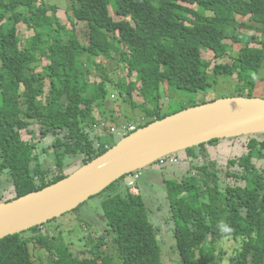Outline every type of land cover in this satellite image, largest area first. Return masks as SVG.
Masks as SVG:
<instances>
[{
	"label": "trees",
	"instance_id": "1",
	"mask_svg": "<svg viewBox=\"0 0 264 264\" xmlns=\"http://www.w3.org/2000/svg\"><path fill=\"white\" fill-rule=\"evenodd\" d=\"M58 1L65 6L70 28L50 0H0V203L67 177L71 169L113 147L111 139L127 124L141 128L217 100L211 89L220 76L237 73L251 84L237 93L246 91L252 97L264 64V0ZM110 9L122 20L115 21ZM77 22L87 27L85 43L76 36ZM22 27L33 32L24 43L19 36ZM205 50L215 59L232 51L237 56L231 65H215L210 77L209 63L202 59ZM96 58L125 63L127 78L112 83ZM42 60L47 63L39 66ZM93 70L98 72L92 74ZM92 75L100 82L89 97L85 91ZM169 89L211 98L173 111L165 100ZM135 93L142 102H135ZM113 104H128L131 116L125 114L123 124L116 121L117 127L94 122L97 109L112 112ZM137 109L141 114L134 117ZM24 130L27 141L21 139ZM33 136L51 141L53 164L43 154L48 150L36 151ZM247 138L246 150L230 157L222 169L210 165L216 164L212 151L194 152L193 147L186 150L187 169L164 179L158 199L172 220L181 264H219L216 244L225 249L221 264H253L255 240L264 223V166L255 162L264 161V140ZM118 181L98 195L105 230L97 245L111 238L122 264H162L160 226L153 220L149 199L136 185L120 187ZM44 229L43 224L0 240V264H34L30 243L54 253L52 264H104L100 254L79 259L61 235L49 237Z\"/></svg>",
	"mask_w": 264,
	"mask_h": 264
},
{
	"label": "rangeland",
	"instance_id": "2",
	"mask_svg": "<svg viewBox=\"0 0 264 264\" xmlns=\"http://www.w3.org/2000/svg\"><path fill=\"white\" fill-rule=\"evenodd\" d=\"M51 3H54L58 6L57 16L59 19L65 24L68 28L71 27L69 22V16L65 10V6L58 0H50ZM182 5L191 8L192 6L189 4ZM111 8V7H109ZM208 16H211L210 12L206 13ZM110 15L115 20H122L121 17L116 16L113 11L110 9ZM244 22H247L249 25H253L248 18L243 19ZM75 32L78 39L82 42H86V32L87 27L84 23L77 22L75 25ZM243 33L249 35H255L257 37L260 36V33L257 31H250L247 29H242ZM20 39L22 43H24L28 38L33 36V32L25 27L21 28L20 31ZM227 44H231L230 41H226ZM252 47L260 48V45L252 44ZM230 56H226L222 59H215L212 51L205 50L202 52V59L209 63V76L212 77V68L218 64H233L234 58L237 56V53L230 52ZM113 62H105L102 58H96V63L103 66V70L112 81V83H118L121 80L127 78L128 71L125 63H118L114 59ZM46 60H42L39 66H43L46 64ZM40 69V68H39ZM98 70V68H97ZM97 70H93L92 74L98 72ZM88 85L90 86L88 90L85 91V94L89 97L92 96L91 90H93L100 82L98 77L92 75L89 78ZM132 80V77H131ZM210 81L213 83V78H210ZM251 87L246 79H241L238 77V74L235 73L232 77L220 76L217 78L216 83L213 85L211 91L215 92V95L219 98H228L235 96H243L248 97L249 94L246 93H237L239 88H247ZM255 90L252 92V97L264 99V64L261 67L257 78L254 82ZM48 91V82H46L45 92ZM167 102H170L174 106L173 111H178V108L181 105L190 106L192 102L201 103L202 101H206L211 97H208L205 94H199L197 96H193L191 94H187L181 91H175L169 89L167 94ZM135 102H142L135 93L134 96ZM101 106V105H100ZM100 106H97L99 108ZM112 112L110 110H105L103 108L97 109L95 112V116L97 120L94 122H98L101 120L104 121V127L107 126H116V121L119 124L124 123V115L127 114L131 116V110L128 104L122 105L120 108L118 105H112ZM99 114L100 116H97ZM113 114L115 116L114 119H110L109 115ZM141 114V112L137 109L133 114L134 117H137ZM141 120V119H140ZM123 138V137H122ZM122 138L114 136L111 139V144L115 145ZM250 138V136H249ZM251 138H257L260 140H264V134H256L252 135ZM22 141L28 140V135L26 130L21 132ZM33 139L37 143L36 151L39 153L43 150H48V145L50 144L49 139H43L39 141L38 136H33ZM247 137H239L235 139H225V140H217L214 143V146H208V144L197 146L193 148L194 152H199L201 148H208L210 155H212L216 164L210 163V165H215L217 168H224L225 162L229 160L230 157L240 156L243 153L245 148V144L247 142ZM208 146V147H207ZM208 153V152H207ZM206 153V154H207ZM46 155L49 164L54 161V158L50 151H46L43 153ZM186 150L182 152H178L167 157H164L165 165H162L160 161H157L150 166L136 171V173H141L139 179L136 181V189L147 197L150 202L149 208L152 213L155 212L153 216V220L156 225H159V241L162 246V254L161 261L162 264H181V260L179 258L178 252L175 247V240L173 237V225L172 220L169 218L170 215L166 210V207L162 204V202L158 199V195L164 192V179L169 178L172 172L182 173L187 169L188 163L186 157ZM208 155V154H207ZM189 159V158H188ZM171 160L175 161L172 165ZM176 160L178 163L176 164ZM212 160V159H211ZM163 161V162H164ZM259 166H264V161H255ZM53 164V163H52ZM76 168L70 170V173L75 171ZM77 170V169H76ZM72 172V173H73ZM133 173L123 176L117 183L118 186H125L127 188V181L131 177ZM7 193H10L8 191ZM13 196H8V198H12ZM5 199V200H6ZM102 196H94L90 198L85 203L81 204L77 209L73 210L70 213L62 215L61 217L52 220L48 224H44V229L49 237H54L57 239L59 235H61V239L68 244V247L72 250V252L79 258H90L94 254H100L104 264H122L118 254L115 251L114 244L111 238L106 237L102 246H98L97 243L99 241L100 235L105 230V222L101 213H99V205L101 202ZM157 199V200H156ZM151 218V214H150ZM171 222V224L169 223ZM262 226L259 230V234L256 237L255 245L257 248V252L253 258V264H263L264 263V226L263 222H261ZM158 231V229H157ZM29 232V231H28ZM27 233V232H25ZM32 236V235H31ZM31 246V255L33 258L34 264H52V260L55 262V255H50L48 250L38 248L34 243H30ZM217 250V258L219 259V264H221V255L224 254V247L222 245H215ZM56 264V263H55Z\"/></svg>",
	"mask_w": 264,
	"mask_h": 264
},
{
	"label": "water",
	"instance_id": "3",
	"mask_svg": "<svg viewBox=\"0 0 264 264\" xmlns=\"http://www.w3.org/2000/svg\"><path fill=\"white\" fill-rule=\"evenodd\" d=\"M264 134V99L235 96L186 108L138 128L62 180L0 203V240L77 209L123 176L213 140Z\"/></svg>",
	"mask_w": 264,
	"mask_h": 264
},
{
	"label": "built area",
	"instance_id": "4",
	"mask_svg": "<svg viewBox=\"0 0 264 264\" xmlns=\"http://www.w3.org/2000/svg\"><path fill=\"white\" fill-rule=\"evenodd\" d=\"M137 129H138L137 128V124H127V125H125V127L123 128V130H118L117 131V134L120 135V136H122V137H125V136L129 135L130 133L134 132ZM111 131L112 132H115L114 129H112ZM159 161H161V163H163V160L162 159L159 160ZM170 162H175V161L171 160ZM139 177H140V174L139 173H136V171L133 172V174L131 175V177L127 181V184L126 185L129 186V187L135 186V183L139 179Z\"/></svg>",
	"mask_w": 264,
	"mask_h": 264
},
{
	"label": "bare ground",
	"instance_id": "5",
	"mask_svg": "<svg viewBox=\"0 0 264 264\" xmlns=\"http://www.w3.org/2000/svg\"><path fill=\"white\" fill-rule=\"evenodd\" d=\"M137 124V123H136ZM117 127V126H116ZM109 131V130H108ZM110 132V131H109ZM120 137V136H119ZM208 144V143H207ZM97 145V144H96ZM141 174V173H140ZM141 176V175H140ZM127 187H129V186H127ZM130 188V187H129Z\"/></svg>",
	"mask_w": 264,
	"mask_h": 264
}]
</instances>
